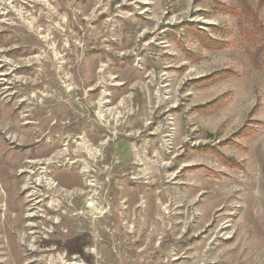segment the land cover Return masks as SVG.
Segmentation results:
<instances>
[{
    "label": "rangeland",
    "instance_id": "374dc122",
    "mask_svg": "<svg viewBox=\"0 0 264 264\" xmlns=\"http://www.w3.org/2000/svg\"><path fill=\"white\" fill-rule=\"evenodd\" d=\"M0 264H264V0H0Z\"/></svg>",
    "mask_w": 264,
    "mask_h": 264
}]
</instances>
